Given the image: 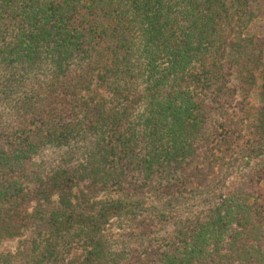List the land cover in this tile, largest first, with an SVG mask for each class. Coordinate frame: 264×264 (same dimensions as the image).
Wrapping results in <instances>:
<instances>
[{
  "label": "trees",
  "instance_id": "trees-1",
  "mask_svg": "<svg viewBox=\"0 0 264 264\" xmlns=\"http://www.w3.org/2000/svg\"><path fill=\"white\" fill-rule=\"evenodd\" d=\"M257 2L0 0V264H264Z\"/></svg>",
  "mask_w": 264,
  "mask_h": 264
},
{
  "label": "rangeland",
  "instance_id": "rangeland-1",
  "mask_svg": "<svg viewBox=\"0 0 264 264\" xmlns=\"http://www.w3.org/2000/svg\"><path fill=\"white\" fill-rule=\"evenodd\" d=\"M252 15L249 16L245 22L240 25L237 30V35L239 36L240 42L243 47L247 49V53H254L255 59H253L254 66V83L252 84L253 80L250 79L252 86L250 87L248 94H247V102L252 107L251 109H257L262 104V101L259 96V90L262 84V75H261V63L263 62L264 56V0H258L256 4H254L251 8ZM257 64L258 66H255ZM239 72V73H237ZM234 70V76L236 77L235 86L239 87L240 85L244 84L242 81L243 71L240 68L239 71ZM242 93L239 94L237 101L241 102ZM252 111V110H251ZM246 122L249 124H254L255 119H246ZM247 124V123H246ZM244 132L247 134L248 131ZM254 160V159H253ZM254 162V161H253ZM221 167L219 165L215 166V173L211 175L213 180H218L221 176ZM238 169V168H237ZM240 169V168H239ZM228 173L231 175L235 173L234 170H228ZM239 186L238 188H240Z\"/></svg>",
  "mask_w": 264,
  "mask_h": 264
}]
</instances>
